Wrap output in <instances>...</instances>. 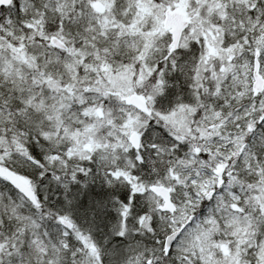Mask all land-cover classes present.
Wrapping results in <instances>:
<instances>
[{
    "label": "snow or ice",
    "instance_id": "snow-or-ice-1",
    "mask_svg": "<svg viewBox=\"0 0 264 264\" xmlns=\"http://www.w3.org/2000/svg\"><path fill=\"white\" fill-rule=\"evenodd\" d=\"M0 264H264V0H0Z\"/></svg>",
    "mask_w": 264,
    "mask_h": 264
}]
</instances>
